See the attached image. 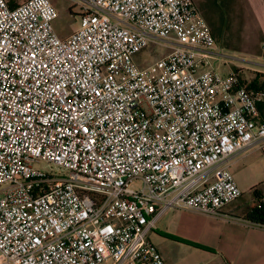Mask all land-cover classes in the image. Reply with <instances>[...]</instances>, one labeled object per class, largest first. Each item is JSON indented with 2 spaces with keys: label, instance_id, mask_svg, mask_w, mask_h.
I'll return each mask as SVG.
<instances>
[{
  "label": "built area",
  "instance_id": "built-area-1",
  "mask_svg": "<svg viewBox=\"0 0 264 264\" xmlns=\"http://www.w3.org/2000/svg\"><path fill=\"white\" fill-rule=\"evenodd\" d=\"M72 2L59 37L50 0H0V264H166L160 217L241 197L229 160L264 150V89L192 0Z\"/></svg>",
  "mask_w": 264,
  "mask_h": 264
},
{
  "label": "crops",
  "instance_id": "crops-1",
  "mask_svg": "<svg viewBox=\"0 0 264 264\" xmlns=\"http://www.w3.org/2000/svg\"><path fill=\"white\" fill-rule=\"evenodd\" d=\"M223 0H192L201 14V10L210 9V13L202 20L211 31L221 26V21L211 13V8L221 10ZM228 9H235L238 16L244 11L245 18L238 17V21L247 22L257 36L256 42H264V0H225ZM220 23V24H219ZM218 30V29H217ZM212 33V31H211ZM216 47L221 50V58H233L223 52L221 35L213 34ZM64 35L62 37H66ZM220 37L222 38L220 40ZM262 58L256 67L249 68L243 64L228 61L235 70L246 69L251 74L250 78L261 73L264 75V55H254ZM263 60V61H262ZM227 70V69H225ZM245 71V70H244ZM264 115V106L261 107ZM259 150L251 148L240 152L229 160L230 169L241 165L248 157ZM240 187L243 179L235 180ZM256 179L251 177L245 184L251 188V182ZM261 198L264 194L258 192ZM239 200V199H238ZM258 199H251L247 204H254ZM247 204L233 202L222 208L216 216H209L195 211L171 209L167 211L156 223L154 230L149 235V240L160 252L166 264H264V227L251 224L246 216L250 210H245Z\"/></svg>",
  "mask_w": 264,
  "mask_h": 264
},
{
  "label": "rangeland",
  "instance_id": "rangeland-1",
  "mask_svg": "<svg viewBox=\"0 0 264 264\" xmlns=\"http://www.w3.org/2000/svg\"><path fill=\"white\" fill-rule=\"evenodd\" d=\"M22 0H11V2H20ZM221 1V0H220ZM52 6L57 11V18L53 22L54 29L59 37L64 35L71 34L75 29L78 28L80 23V10L79 7L73 5L72 0H50ZM221 10L216 11L211 8V13L215 15L219 22L221 21V26L218 25L217 28L213 24L211 25V31L215 35H221L223 32L224 39L222 42L223 52L227 55H232L233 58H223L225 61H233L236 64H243L249 68L256 67L253 63H256L262 58H257L254 55L260 54L264 55V42L262 44L256 42L257 36L253 37V28L249 23L238 21V17L245 18L244 11H241V16H238L235 9H228L225 4V0L220 4ZM198 10V8H197ZM199 16L201 19L207 17V14L210 13V9L201 10ZM199 13V10H198ZM220 24V23H219ZM218 29V30H217ZM222 38L220 37V40ZM168 49L156 45H150L138 58V64L140 67H147L153 65L157 58L166 54ZM140 61V62H139ZM263 61V60H262ZM212 64L214 67L218 68L219 71L223 72L224 69H227L226 66H223L222 62L213 61ZM242 74L245 78H250V73L246 69ZM38 169L43 171H49L47 164L42 163L36 166ZM234 179H243V182L240 183V190L242 192L241 197L237 200V203L247 204L251 199L256 198V193L258 192L264 194V150L258 151L253 156L248 157L241 165L233 167L231 169ZM255 178L256 182L252 184L251 188L245 184V180L249 178ZM253 206L250 204L246 205L245 210H250Z\"/></svg>",
  "mask_w": 264,
  "mask_h": 264
},
{
  "label": "trees",
  "instance_id": "trees-1",
  "mask_svg": "<svg viewBox=\"0 0 264 264\" xmlns=\"http://www.w3.org/2000/svg\"><path fill=\"white\" fill-rule=\"evenodd\" d=\"M243 72H244L243 69L236 70V73L238 74V77L241 83L248 84V86L252 88H263L264 89V75L263 74L258 73L255 75L256 77L252 79V78H246V77L244 78L241 74ZM255 195L258 201L253 204V206L251 207L250 211L248 212L246 216V219L251 224L264 227V198H261L257 193Z\"/></svg>",
  "mask_w": 264,
  "mask_h": 264
}]
</instances>
